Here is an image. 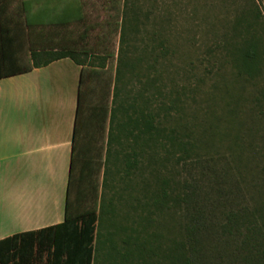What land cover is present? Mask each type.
Here are the masks:
<instances>
[{
  "label": "trees",
  "instance_id": "obj_1",
  "mask_svg": "<svg viewBox=\"0 0 264 264\" xmlns=\"http://www.w3.org/2000/svg\"><path fill=\"white\" fill-rule=\"evenodd\" d=\"M97 1L108 11L104 21L90 20L95 6L89 1L37 0L41 2L40 22L32 25L28 17L30 3L0 0V78L61 59H70L80 67L64 221L1 240L0 264H264L263 186L253 187L255 193L249 197L252 206L238 201L241 188L234 191L231 186H222L232 170L230 163L238 171L245 160L242 143L236 137L231 138L229 155L221 157L224 166L218 168L215 159L199 155L196 140L179 123L167 126L172 117L166 113L173 110L172 101L171 107L159 104L156 110L148 109V100L142 101V107L127 103L125 96H121L124 73H138L141 64L142 71L148 70V66L143 68L147 47L140 56L131 54L134 48L131 39L138 30L141 9L137 0ZM143 18L146 19L145 14ZM225 39L226 62L238 84L264 83V24L258 10L249 7L236 14ZM115 59L112 76L110 63ZM108 107L109 152L104 163L91 157H80L78 162L76 143L82 120L102 122L108 115ZM226 110L227 119L223 122L225 129L231 131L235 107L227 104ZM161 111L164 115L160 118ZM216 134L219 133L214 130L212 135ZM224 136H229L225 130L220 137ZM128 138L134 146L140 142L147 149L165 151L169 155L167 160L176 165H186L190 160V165L198 166L207 189L215 195L199 200L200 194L192 190L184 193L185 199H179L177 194L172 199L168 180L156 178L157 212L161 213L166 202L172 200L176 207L182 200L186 204L183 222L176 223L173 238L148 232L152 219L136 214L140 205H131L133 215H130L122 212V196L115 204L117 188L113 181L119 171L116 162ZM122 161L124 167H131L126 155ZM259 176L264 179V166ZM127 187L121 191L126 192ZM107 191L113 193L105 199ZM143 205L145 210L147 204Z\"/></svg>",
  "mask_w": 264,
  "mask_h": 264
},
{
  "label": "rangeland",
  "instance_id": "obj_2",
  "mask_svg": "<svg viewBox=\"0 0 264 264\" xmlns=\"http://www.w3.org/2000/svg\"><path fill=\"white\" fill-rule=\"evenodd\" d=\"M84 1L95 6L90 20H106L108 11L103 10L97 0ZM137 1L141 9L140 23L132 35L134 48L131 54L140 56L147 47L143 68L148 66V70L142 71L141 64L138 73H124L121 96L136 107H142V101L148 100L150 103L146 106L149 110H156L159 104L169 108L172 101L173 110L166 113L172 117L167 126L179 123L184 132L191 133L196 140L199 155L215 159L218 168L224 166L221 157L229 155L230 140L236 137L244 147L245 160L238 171L230 163L232 170L224 178L222 186H231L234 191L241 188L243 192L238 201L252 206L249 197L255 193L253 187L264 188V179L259 176L264 166V83L238 84L226 62L228 46L225 35L234 16L249 7L258 10L260 21L264 24V0ZM114 43L117 51V36ZM115 65L116 59L110 63L112 76ZM227 104L230 108L235 107L236 112L231 131L225 129L223 122L224 118L227 119ZM159 114L160 118L164 115L163 111ZM214 130L219 134L212 135ZM224 130L229 133L228 137H220ZM132 142L130 138L123 142L125 148L120 151L116 162L119 171L113 181L117 188L115 204L122 196V212H129L130 215H133L130 206L140 205L136 214L152 219L148 232L156 231L165 238H173L177 233L176 223L183 222L186 204L182 200L180 207H176L172 200L166 202L161 213L157 212L154 206V197L158 192L156 178L168 180V193L172 199L176 194L179 199H185L184 193L192 190L200 194L197 196L199 200L202 196L215 195L207 189L198 166L190 165V160L186 165H176L174 161L167 160L169 155H165V151L147 149L140 146V142L134 146ZM123 155L131 164L130 168L124 167ZM218 158L220 161H217ZM228 161L231 162L230 158ZM123 187H127L126 192L121 191ZM112 193L107 191L105 199ZM144 203L147 204L145 210L142 209Z\"/></svg>",
  "mask_w": 264,
  "mask_h": 264
},
{
  "label": "crops",
  "instance_id": "obj_3",
  "mask_svg": "<svg viewBox=\"0 0 264 264\" xmlns=\"http://www.w3.org/2000/svg\"><path fill=\"white\" fill-rule=\"evenodd\" d=\"M22 2L30 3V24L38 25L41 2ZM79 74L78 65L61 59L0 78V241L64 221ZM78 130L77 161L104 163L109 107L102 122L84 119Z\"/></svg>",
  "mask_w": 264,
  "mask_h": 264
}]
</instances>
